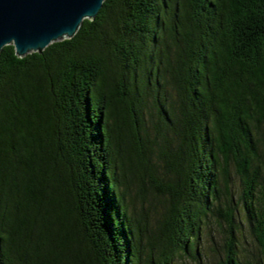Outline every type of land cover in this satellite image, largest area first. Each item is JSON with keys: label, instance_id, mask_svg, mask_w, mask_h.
Masks as SVG:
<instances>
[{"label": "trees", "instance_id": "obj_1", "mask_svg": "<svg viewBox=\"0 0 264 264\" xmlns=\"http://www.w3.org/2000/svg\"><path fill=\"white\" fill-rule=\"evenodd\" d=\"M210 216L213 264H264V0H103L1 47L0 264H202Z\"/></svg>", "mask_w": 264, "mask_h": 264}, {"label": "water", "instance_id": "obj_2", "mask_svg": "<svg viewBox=\"0 0 264 264\" xmlns=\"http://www.w3.org/2000/svg\"><path fill=\"white\" fill-rule=\"evenodd\" d=\"M103 0H0V49L12 44L17 56L41 52L71 37L83 18H93Z\"/></svg>", "mask_w": 264, "mask_h": 264}, {"label": "rangeland", "instance_id": "obj_3", "mask_svg": "<svg viewBox=\"0 0 264 264\" xmlns=\"http://www.w3.org/2000/svg\"><path fill=\"white\" fill-rule=\"evenodd\" d=\"M230 186L231 191L234 193L235 197L240 192L239 189V180L238 178L232 173L230 179ZM136 186L132 184V187L128 190L125 194V200L129 203V209L131 211H139L141 207L144 209L149 204L147 200H151L156 202L155 196L152 191H149L146 195V200H141L135 193ZM146 210V209H145ZM148 214L153 213V211L147 210ZM240 222V230L237 232V237L239 240V251L240 256L242 257L243 254L251 255L255 251V244L253 241V237L250 233L249 227L247 222L244 220L243 215H241ZM208 226L202 231L200 241L198 243V248L201 250V258L200 262L202 264H213L215 259V255L218 252L219 254L222 253V237L219 233V228L217 224V219L214 217H209L207 222ZM176 264H199L197 260L192 258L190 255L182 256L176 260Z\"/></svg>", "mask_w": 264, "mask_h": 264}]
</instances>
